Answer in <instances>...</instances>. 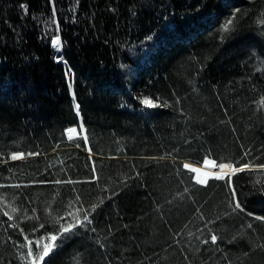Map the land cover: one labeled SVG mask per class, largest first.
Instances as JSON below:
<instances>
[{"label":"trees","instance_id":"trees-1","mask_svg":"<svg viewBox=\"0 0 264 264\" xmlns=\"http://www.w3.org/2000/svg\"><path fill=\"white\" fill-rule=\"evenodd\" d=\"M261 165L264 0H0V264H264Z\"/></svg>","mask_w":264,"mask_h":264},{"label":"snow or ice","instance_id":"snow-or-ice-1","mask_svg":"<svg viewBox=\"0 0 264 264\" xmlns=\"http://www.w3.org/2000/svg\"><path fill=\"white\" fill-rule=\"evenodd\" d=\"M231 23V22H229ZM227 27V26H226ZM53 45L56 46V47H59L60 45V40L59 38L57 37L56 39H54L52 41ZM143 104L147 105L148 107H155L156 105L153 103L152 100L150 99H147L145 98L143 101H142ZM76 108L77 110L79 109V105H76ZM68 133H69V139H72V133H75L76 132V129L75 128H70L67 130ZM85 140H87V137L85 136L84 137ZM79 146V145H78ZM29 155H33L32 153H30ZM23 158V154L22 153H14L12 156H11V159L13 160H17V159H21ZM205 164L206 165H210L212 167H216L217 165L213 162V161H205ZM184 167L186 169H189L190 171L194 172V173H197V176H196V183L198 184H206L207 183V176L209 175H213L215 179L217 180H220V179H224L226 176L229 175V172H226L225 169H228L230 170L231 173H235V172H239V171H244L245 168L248 167V165H245L244 167H239V168H234L232 165H229V164H219L218 167L220 169V172L219 173H204L203 176L204 178L201 177L200 175V169L199 168H194V167H190L188 164H185ZM262 168H264V165H261ZM67 183H74V181H66ZM55 183L59 184L61 183V181H55ZM236 208H239L240 205L239 203H236L235 205ZM15 211V209H14ZM5 215H7V213H5ZM258 219H264V218H258ZM85 220H87V217H85ZM73 227V225H69V226H66L64 227L63 231L64 232H69L71 230V228ZM249 227H251V225H249ZM51 240L55 241L56 240V236H52L51 237ZM211 241L213 243H216L217 242V236L215 235H212L211 236ZM52 245H45L44 246V250L43 252L40 254L39 256V259L40 260H43L45 257H47L49 255V253L52 251ZM29 255L31 256L32 253L29 252ZM33 264H35V262H33Z\"/></svg>","mask_w":264,"mask_h":264},{"label":"rangeland","instance_id":"rangeland-1","mask_svg":"<svg viewBox=\"0 0 264 264\" xmlns=\"http://www.w3.org/2000/svg\"><path fill=\"white\" fill-rule=\"evenodd\" d=\"M77 134H78V132H77V130H76V132L75 133H72V135L75 137V136H77ZM189 166L190 167H194V168H199L200 169V175H201V177L202 178H204V176H203V174L204 173H219L220 172V169L218 168V169H209L208 167H206V166H204V165H201V166H198V165H194V164H189ZM225 171L226 172H229V173H231L230 172V170H228V169H225ZM197 176V173H195V177ZM214 176L213 175H209V176H207V182L211 179V178H213Z\"/></svg>","mask_w":264,"mask_h":264},{"label":"water","instance_id":"water-1","mask_svg":"<svg viewBox=\"0 0 264 264\" xmlns=\"http://www.w3.org/2000/svg\"><path fill=\"white\" fill-rule=\"evenodd\" d=\"M67 138L69 139V133L67 132ZM69 140H71V139H69ZM205 166H207V167H209V168H212V166H210V165H206L205 164Z\"/></svg>","mask_w":264,"mask_h":264},{"label":"bare ground","instance_id":"bare-ground-1","mask_svg":"<svg viewBox=\"0 0 264 264\" xmlns=\"http://www.w3.org/2000/svg\"><path fill=\"white\" fill-rule=\"evenodd\" d=\"M66 133H67V131H66Z\"/></svg>","mask_w":264,"mask_h":264}]
</instances>
